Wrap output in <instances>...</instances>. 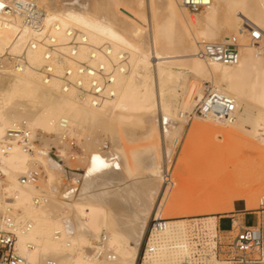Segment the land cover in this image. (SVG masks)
<instances>
[{
  "label": "bare ground",
  "instance_id": "obj_1",
  "mask_svg": "<svg viewBox=\"0 0 264 264\" xmlns=\"http://www.w3.org/2000/svg\"><path fill=\"white\" fill-rule=\"evenodd\" d=\"M15 1L0 0V56L8 53L15 58L22 53L26 57L27 65L23 69L14 70L11 69L9 63H6L4 69L0 71V226L4 216H10L14 219L17 225L15 245L20 255L24 256L30 263H40L44 259L52 258L57 264H135L148 222L145 219L149 215L143 217V214L149 213L147 210L149 211L150 207L149 209L146 208L148 202L156 210V214H154L157 217L168 218L167 227L174 225V220L189 216V208H200L202 213H218L256 209L258 207L259 197L264 195V190L259 192L256 190V186L261 185V182L264 184V179L260 182L256 181V184L252 183V187H250L251 184L240 185L243 184L241 181L239 184L240 191L226 196L222 192L213 195L205 192L206 190L200 191L197 195H193L192 192L195 198L193 197L194 200L190 204L183 201V195L188 190L183 186V190L178 187L179 183H176V181L179 182L178 178L175 180L177 184L175 186L178 189L176 187L172 189L174 187L172 185L170 191H175L172 192L174 194L171 196L166 189L155 207L162 182L165 180L162 173L159 183L149 189L148 194L144 196V201L140 195H136L137 193H130L136 199L133 206L138 204V210H142L139 213L143 212V214L141 215L137 211H135V214L138 213L137 216L133 214L136 218L142 216V221L139 223L140 227L135 225L139 230L133 229V233L131 231V233L126 232L124 228L119 227V223L117 224L114 219L116 218L113 215L114 211H117L114 206L118 204L117 200H113V197L108 196V194L106 196L110 197V200L109 198L106 200L105 194H100L105 197L102 199L99 191L95 190L96 179L107 176L108 172H106L105 167L109 165L108 160L96 152V148L98 149L102 143L101 140V142L98 141L99 134L97 135L96 132L99 127L101 129L112 128L111 122L116 119L130 120L134 113H149L154 109L157 110L158 104L161 114L168 117L173 124L179 122V117L187 121L186 113L191 112L197 100L202 97L203 87V83L200 87V84L190 76L194 75L201 80L210 81L214 87L234 98L236 103L235 118L228 124L210 119L218 124L211 126L212 121L210 123L212 128L209 126L204 129L203 126L201 129L198 123L193 122L189 131L200 132V129L204 130L207 138L204 143L210 148L214 156L216 174L221 175L219 176L226 187H232L234 182L231 181V175L237 172L236 165L238 162H231V169H229L226 163L228 161H225V158L237 145H240L239 148H242L241 145L246 146L251 149H247L250 152L253 151L252 147H257L256 145H260V143L261 145L264 144V137H257V134L260 133L259 130L264 134V0H211L202 16L204 24L193 23V27L189 28L191 30H185L189 24L183 23L174 1L171 0L166 3L164 8L165 17L163 19L161 17L162 20L158 19V22L151 25L153 28H151L150 35L149 20L143 12L136 19L133 17L134 20L129 25V29L127 28V32H122L115 24L116 21H110L109 17L101 14L102 10L99 11L98 7L94 6L98 10L90 8L88 1V5L85 2L83 3L86 5L80 3L79 0H66L64 4L58 1L57 3H62L63 7L57 9L59 11L52 7L54 12H51L40 6V0H35L46 13L45 24L50 25L52 21L57 22L58 28L52 29V31L57 36L61 44L60 49L63 52L67 49V35L64 30L74 27L83 35L82 43L77 52L79 61L87 60L92 54L95 55L98 62L109 65L117 61L118 57H126V66H123L114 75L112 82L114 96L106 99L100 105H93L86 99L80 98L74 90H63L58 77L48 81L42 79L39 68L44 62L43 48L40 46L26 47V42L34 36V32L23 23L22 14L14 8ZM135 1L140 7H144V0ZM220 8H223L221 12L219 11ZM141 11L142 9H140ZM244 22L253 24L262 30L263 38L260 50L244 43L240 48V58L234 65L207 63L197 55V39L203 38L214 42L224 41L232 32H237L238 26ZM100 47H105L109 54L108 57L99 52ZM151 58H153L154 64L151 62ZM51 64L57 74L63 71L64 64L74 66V63L70 61L67 63L53 61ZM152 65H155L157 69L155 71H158L156 77L151 74L150 66ZM148 68L149 74L146 72ZM5 74L7 77L11 75L10 81L13 80L12 84L10 82L11 86L8 87V90L3 89V84V88L1 87L2 77ZM223 84L224 86H222ZM171 85L182 87V93L180 92L182 101L177 108L165 103L162 104L160 102L163 101L159 99V102L158 100L159 90ZM17 99H20L21 103H18ZM243 102L247 106L257 105L258 114L253 117L246 107L240 113L239 106ZM115 114L120 116L118 115L117 118ZM61 120L67 121V130L70 135L75 134L78 131L76 129H84L86 134L83 137L84 144L87 146L85 156H78L74 160H70L67 158L66 150L65 154L62 147L58 146V136L62 130ZM127 120L126 122L129 121ZM22 122L26 124L31 139L37 140L41 147L32 143V151H26L15 144L10 150L3 151L1 142L7 129L15 123ZM116 123L121 128V122ZM245 123H249L250 129L244 127ZM216 125H219V128L222 125L221 129L226 125V127H230V129L225 128L227 132H224V138L223 135L221 136L223 133L219 135L216 132L215 129H219L214 127ZM122 127L121 130H124V126ZM116 128H113L115 130H113V135L112 132L110 134L112 140L118 142L121 132L120 129ZM238 130L245 131L243 133L245 136L241 135L243 138H240L239 135L242 131L239 133ZM39 131L41 132L39 133ZM215 133L218 135L216 136ZM214 135L223 139L217 138L218 142ZM253 138L259 144L252 143ZM52 144L58 148L60 154L57 155L49 149ZM118 150L120 152V149ZM239 151L241 152V150ZM124 154L128 155L126 156L127 159L133 160L134 156L132 158L130 156L132 153L128 154L126 151L123 153V157L119 155L124 158ZM60 156H63L64 164L59 162ZM135 162L136 160L133 163ZM65 165L75 170L84 168L86 171L85 174L83 172L84 175H79L81 180L77 190H69V202H62L61 198L59 197V199L57 196L60 186L58 185L60 183L59 175L64 177ZM36 167L40 168L44 174L40 173L41 175L34 183L22 184L21 176ZM201 171L199 174H206L202 169ZM62 186L64 188V185ZM61 196L63 197V195ZM40 198L42 201L39 203L37 200L39 201ZM114 201L116 204L113 203ZM66 203H69L70 213L67 212V208H64ZM194 209H191V213ZM57 211H60L59 215L56 214ZM55 214L57 218L54 217ZM59 216L61 217L58 218ZM207 218L214 221L215 216H207ZM64 221L70 223V233L64 231ZM258 224L257 220L256 224L250 227H256ZM101 234L105 235L107 246L114 253V258H87L85 249L90 247L92 241L98 239ZM29 245H31L30 248ZM154 262L157 264H177L178 255L171 251H162L155 256Z\"/></svg>",
  "mask_w": 264,
  "mask_h": 264
},
{
  "label": "built area",
  "instance_id": "obj_2",
  "mask_svg": "<svg viewBox=\"0 0 264 264\" xmlns=\"http://www.w3.org/2000/svg\"><path fill=\"white\" fill-rule=\"evenodd\" d=\"M178 5L190 12H197L211 3V0H177ZM14 8L23 17V23L34 32V36L26 42L27 48L40 46L43 48V64L39 73L43 80L48 81L58 77L63 90H74L76 94L93 105H100L106 99L114 96L112 82L117 71L126 66V57H118L109 65L98 62L95 55L90 54L85 61H79L77 52L82 43V32L74 27L64 30L67 35V49L63 52L60 43L52 29H57L56 21L45 24L46 13L35 0H16ZM263 32L250 23H241L237 32H232L224 41L214 42L203 38L196 40L197 55L207 63H222L234 65L240 58V48L244 43L260 50ZM99 52L108 57L105 47ZM8 61V62H7ZM53 61L58 63L73 62L74 66L64 64L60 74L55 72ZM97 61V62H96ZM9 63L11 69H23L27 65L26 57L20 54L13 58L7 54L0 56V71ZM236 103L234 98L212 85L210 81L203 82L202 97L197 100L191 112L186 113L188 120L194 116L203 119L218 120L222 124L231 123L234 118ZM62 128L58 136V146L65 147L67 158L74 160L83 152L75 136L69 134L68 123L60 121ZM32 143L37 140L30 137V132L24 122L15 123L9 127L1 142L3 151L10 150L15 144L26 151H32ZM107 148V143L101 149ZM55 154H60L55 145L49 148ZM63 156L59 162L64 164ZM40 168L30 170L21 176L20 181L34 183L40 175ZM65 183L68 190L76 191L81 177V170L71 169L65 165ZM42 198L37 200L40 203ZM258 213H264V195L259 197ZM229 227L223 229L216 221H209L205 216H185L174 220V225H168V218L157 217L155 214L148 220L142 237V246L136 257L135 264H157L155 256L162 251L177 253V264H264V229L260 223L256 227L248 226L234 214L228 217ZM168 228V230H167ZM17 225L10 216H4L0 226V264H57L52 258L40 263H30L16 249ZM167 230V231H165ZM64 231L70 233V223L64 221ZM61 234V233H60ZM31 245H29V248ZM89 259L114 258L109 249L104 234L92 241L85 249Z\"/></svg>",
  "mask_w": 264,
  "mask_h": 264
},
{
  "label": "rangeland",
  "instance_id": "obj_3",
  "mask_svg": "<svg viewBox=\"0 0 264 264\" xmlns=\"http://www.w3.org/2000/svg\"><path fill=\"white\" fill-rule=\"evenodd\" d=\"M58 1H60L64 4V2L66 0H63V1H61V0H48V1L47 0H40L39 2H40V6L42 8L45 7L44 9L49 10L51 12H54L53 8L57 10V9H60L61 7H63L62 3L61 4H60V2H59V4L57 3ZM87 1L89 2V5H88ZM93 1L94 0H86V1L85 0H79L80 3H82L84 5L87 4L90 8L95 9L96 7H98L99 11L102 10L101 14H103L106 17H109L110 18L109 20L112 22L116 21L115 24L117 25L118 28H120V30L122 32L128 31L129 25L134 20L133 17L136 19L140 14L144 13V15H146L148 20H149L148 21V23H149L148 28H149V35H150L151 34L150 32H152L151 28H153V26H151V25H153L154 22H158L159 21L158 19L162 20L165 17L166 12H165L164 8L166 6V3L168 1H171V0H144V7L143 8L140 7L138 5L137 1H135V0H95L94 2ZM173 1H174V4L176 5L177 12H179L181 15V18H182L181 20L183 21V23L185 22V23L189 24V26L187 28H185V30H188L190 27L192 28L193 23L204 24V22L202 21L203 20L202 16H203V13L205 12L206 8H204L200 11H197V12H190L186 9L181 8L178 5L177 0H173ZM83 2H85L86 4ZM94 6H96V7H94ZM140 9H142L141 12H140ZM222 10H223V8H220L219 11L221 12ZM57 11H59V10H57ZM103 11H104V13H103ZM162 12H164V13H162ZM131 17H132V19H131ZM161 17H162V19H161ZM124 30H126V31H124ZM189 30H191V29H189ZM152 60H153V58H151V62L154 64V61H152ZM154 68H155V65L150 66V70L152 71L151 72L152 76L156 77V75H157L156 72H158V71H155L157 69L156 68L154 69ZM148 70H149V68L146 71L147 73L149 72ZM10 76L11 75H9L8 76L9 78H8L5 74V76L2 77L1 87L4 85L3 86L4 88L3 87L2 88L5 90H8L10 88L12 82H13L12 79L10 81V78H11ZM190 78H194V80H196L200 84V87H201V83H203L202 81H204V80H201L194 75H191ZM147 79H149V78H147ZM10 82H11V84H10ZM222 86H224V84ZM166 87H162V90L161 89L159 90L161 95L159 94L158 100L160 99L163 101V102H160V100H159V102L162 104L165 103V104L170 105L171 107L177 108L178 106H180V102L182 101L181 97H180V94L182 93L181 92L182 87L181 86L175 87L174 85L168 86L167 88ZM17 100H18V103H21L20 99H17ZM243 103H245V102H243ZM243 103H241L239 106L240 113L246 107L251 112L250 114L253 115V117L258 114V109L256 108L257 105L252 106V104H251L250 105L251 107H250V106H247L246 103L245 104H243ZM253 105H255V104H253ZM159 106L160 105L158 104L157 110L154 109L149 113H134L133 118L130 119L131 121L129 119H128L129 121L126 119L128 121V122H126V120L124 119L125 125H124V120L121 119L122 120L121 121L120 119H116V120H114L115 122L114 121L111 122V127L113 126L112 128L101 129V127H99V128H97V132H96L97 135L99 134L98 135V137H99L98 141L101 140L103 144L107 143V148L102 150L101 145H103V144L101 143V145H99L98 149L96 148V152L100 153L103 158L105 157L108 160L109 165H107V167H105V169L107 170L106 172H108L107 176L105 175L103 177H100L101 179L100 178L96 179L95 190L97 189L96 191L97 192L99 191V195L105 194V197H107L106 200H108V198L110 200V197H108V196L113 197L112 198L113 200L114 199L117 200L116 202H118V204H117L118 206L117 205L114 206L117 211H114V214H113L114 217H116V218H114L115 222H117V224L119 223L118 225H119V227H121V229L124 228V231L129 232V233H131V232L133 233L135 229L139 230L138 229L140 227L139 223H141L140 221H142V216H141V218L139 216V218L141 220L139 218H136L139 211H142V210H138L139 209V208H137V207H139L138 204H136V206L135 205L133 206V204L136 203V199H134L135 196H133L131 194L137 193L136 195H140L142 201H144V199H145L144 196L146 194H148L149 189L159 183V181L162 177V173L165 176V178H164L165 180L162 182V186L160 189L159 196L156 200L155 207L158 205V202H160V200L162 198L161 195H163V193L166 189H167V191H169L170 196L174 194L172 192L175 190H172V192H171L170 189L172 188V185H174V187L172 188V189H174L177 186L176 183H179L178 187L181 188V190H183V187L187 188L186 190H188V191H186L184 193V195H183L182 191L180 192V189H179V192L183 195V201L185 203L191 204L195 198V196H193V195L199 194L200 191H202V190L203 191L206 190L205 192L211 193L213 195L220 194L222 192L223 195L226 196V195L231 194L233 192L240 191L239 184L241 183V181L243 182V184H240V185L245 186L246 184H251L250 187H252V183H255L256 181L260 182L264 179V156H263L264 155V150H263L264 147H259V146H264V144L261 145V143H260V145H256L257 147H252L253 151H250V152H248V150H251V149H248L246 146L244 147L242 145H241L242 148H239L240 145H237V147L239 146L238 149L236 147L233 149L232 152L230 151L231 153L228 155V157L225 158V161H228L226 163L228 164L229 169H231V165H232L231 162H238V164L236 165L237 172L235 174L232 173V175H231V181L234 182V184H232L231 185L232 187H230V188L226 187L223 183L224 181L220 177L221 175L219 174L220 175L219 176L218 174H216V167L214 165V160H213L214 156L212 155L210 148L204 143L207 140L206 133L204 132V130H201L202 126H203V129L206 127H209L211 125L210 123H212L213 120L203 119L200 117H193L192 119L187 120V121H186V119H184L185 120L184 121L182 117H179L180 120L178 119V121L180 123L175 122L173 124V122L171 120H169L168 117H165L161 114ZM117 116L115 114V117H117ZM119 121L121 122V128L123 129L122 126H124L126 131H125V129L121 130L120 125H118L116 123V122L119 123ZM122 122H123V124H122ZM188 122H189V124H188ZM193 122H196L201 126L200 132L199 131L198 132H190L189 131V129L191 127L190 125H192ZM213 124H218V123L213 121L211 126H213ZM219 125H216L218 127H216V126H214V127L219 128ZM116 126L118 129H120V132H121V136L119 137L118 142L113 141L111 138L112 136L110 134L112 132V135H113V133H114L113 128L114 127L116 128ZM129 126H131V127H129ZM226 126H223L224 130H226L225 128L230 129V127H226ZM244 127L246 129H250L249 123H245ZM221 128H222V125L219 129L223 130ZM99 129H101V130H99ZM219 129H215V130H217L216 132H218L219 135H220V133H223V134H221V136L223 135V138H224L225 137L224 134L227 132V130L226 131H220ZM260 129H261V127H260ZM128 130H130V131L128 132ZM76 131L79 133L76 132L72 136L76 137L79 145L82 147L83 152H81L79 156L83 157L86 154L85 148L87 147L84 144V138H83L86 134H85L84 129H80V130L76 129ZM40 132L41 131H39V133ZM237 132L242 133V134L238 133L240 136L241 135L245 136L243 134L245 132L244 130H238ZM259 132L260 133L257 134V137L258 138L264 137V134H262V131L259 130ZM218 134H216V136ZM239 135H238V137H240ZM216 136H215L216 141L218 140L217 138H220V139L222 138V137H216ZM246 136L248 137L247 134H246ZM247 137H246V139L249 138V137L248 138ZM240 138H243V137L241 136ZM253 139L256 140L255 138H253ZM253 139L251 140L252 143L255 142L254 144H259V142L257 140L254 141ZM218 142H219V140H218ZM52 145H54V144H52ZM37 147H41V144L39 142L37 143ZM248 147H250V146H248ZM116 148L120 149V152ZM244 148H246V149H244ZM254 149H256V150H254ZM108 150L110 151V153ZM125 150L127 151L128 154L132 153V154H130L131 158H132V156H134V158H132L133 159L132 161H130L131 159H127L128 158V157H126V156H128L127 154L126 155L124 154L125 157L122 158L123 153L124 152L126 153ZM239 150H241V152ZM62 151L65 153V147H62ZM235 152H237V153H235ZM119 154L122 155V157ZM241 154H243V155H241ZM108 155H109V157H108ZM116 155H118V156H116ZM179 157H180V159H179ZM125 158L129 161L127 162V160ZM233 159L234 160L236 159V161H234ZM119 160H121V161H119ZM134 160H136L135 163H133ZM179 160H180V162H179ZM177 161H178V163H177ZM125 162L128 164H126ZM194 164H195V166H194ZM105 169L103 170L104 172H105ZM118 169H120V170H118ZM197 169H198V171H197ZM201 169L204 172H206V174H199V172L200 173L202 172ZM80 170H81V174L84 175L86 172L84 170V168L83 169L81 168ZM172 171H174V172H172ZM83 172H84V174H83ZM109 172L111 175L109 174ZM118 172H121V173H118ZM41 174L43 175L44 173L41 171ZM104 174H106V173H104ZM116 174H118V175H116ZM122 175H123V177H122ZM206 175H207V177H206ZM104 177H105V179H104ZM59 179H60L59 180L60 183L58 185H60L61 188L59 186V188H58L59 191L57 192V196H58V198L59 197L61 198L62 202H69L70 193H69V190L67 189L68 187H66L67 185L65 186V184H66L65 178L62 177L61 175H59ZM176 179L179 180V182L176 181V183H175ZM61 180H63V181H61ZM217 181H219V182H217ZM109 184H111V185L109 186ZM260 184L261 185L256 186V190L259 192H263L262 190H264V188H262L261 186L264 187V184H263V182H261ZM62 185H64V188H66L67 191L64 190ZM107 186H108V188H107ZM178 187H176V188L178 189ZM61 189H62V191H61ZM114 189H115V191H114ZM192 192H193V195H192ZM121 193H123V194H121ZM107 194H108V196H106ZM61 195H63V197ZM66 195H67V197H66ZM103 196L104 195L101 196L102 199L105 198ZM132 196H133V198H132ZM185 197H186V199H184ZM227 199H229V198H227ZM134 200H135V203H134ZM113 203H115V201ZM68 204L69 203H66L64 208L68 209V207H69ZM120 204H121V206H119ZM150 205H152V204H150L148 202L147 207H146L148 209L150 207L149 211L146 209L147 212H149V213H146V210H145L146 214H143V212L139 213L141 215L143 214L144 218H145V216L149 215L148 216L149 218L146 217V219H145L147 221L156 212V210L153 208V206H150ZM116 207L117 208L120 207L121 209L120 208L117 209ZM191 209H194V208L188 209L189 216H205V217H207V216H217V215H226V214H233L234 213L235 217L241 221H243V217L245 216V213H249L248 214L249 217L245 220V223L247 225L250 223H254L257 220L260 223V225H262V223L264 224V213H258L256 211V209L231 210V211H224V212H218V213H202L200 211V208H196V209L192 210V213H191ZM124 210H126V211H124ZM129 210H130V212H129ZM68 211H69V209L67 210V212ZM122 211H123V213H122ZM135 211H137L138 213L136 212V214H135ZM57 212L58 213H56V214L59 215L60 211H57ZM69 213H70V211H69ZM56 214L54 215L55 218H57ZM133 214H135L136 216H134ZM60 217L61 216H59L58 218H60ZM134 220H137V221H134ZM208 220L213 221L211 219H208ZM133 223H135V224H133ZM147 224H148V222H147ZM135 225L136 226L138 225L137 226L138 228ZM220 227L223 229L228 228L229 227V221L228 220L222 221L220 223ZM141 246H142V240H141V243H140V246L138 249V253L140 251ZM138 253H137V255H138Z\"/></svg>",
  "mask_w": 264,
  "mask_h": 264
},
{
  "label": "crops",
  "instance_id": "obj_4",
  "mask_svg": "<svg viewBox=\"0 0 264 264\" xmlns=\"http://www.w3.org/2000/svg\"><path fill=\"white\" fill-rule=\"evenodd\" d=\"M234 214V213H233ZM249 213H245V216L243 217V220L245 221L248 217H249V215H248ZM232 214H226V215H217V216H215V219L217 220V222L220 224L222 221H229V216H231ZM235 215V214H234ZM255 223L256 222H254V223H250V224H248L249 226H253V225H255ZM262 227H263V229H264V224L262 223Z\"/></svg>",
  "mask_w": 264,
  "mask_h": 264
}]
</instances>
